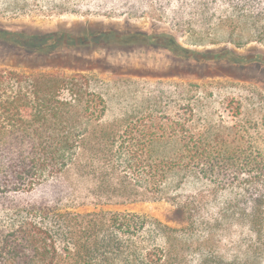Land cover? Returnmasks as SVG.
Returning a JSON list of instances; mask_svg holds the SVG:
<instances>
[{
  "label": "trees",
  "instance_id": "1",
  "mask_svg": "<svg viewBox=\"0 0 264 264\" xmlns=\"http://www.w3.org/2000/svg\"><path fill=\"white\" fill-rule=\"evenodd\" d=\"M123 1L111 0L115 3L104 8L114 15L168 17L196 33L225 29L237 41L248 32L264 43V0ZM0 39L24 42L6 32ZM167 46L185 51L173 39ZM106 109L103 95L83 75L0 68V197L31 194L69 170L93 181L98 197L107 200H166L191 175L219 188L243 180L251 200L264 197V156L251 149L244 130L233 136L196 130L192 119L179 114L105 122ZM14 206L0 218V264H261L264 259L262 210L248 218V227L259 229L256 245L227 258L210 233L172 229L135 213L80 214L37 202Z\"/></svg>",
  "mask_w": 264,
  "mask_h": 264
},
{
  "label": "rangeland",
  "instance_id": "2",
  "mask_svg": "<svg viewBox=\"0 0 264 264\" xmlns=\"http://www.w3.org/2000/svg\"><path fill=\"white\" fill-rule=\"evenodd\" d=\"M113 3L0 0V33L24 41L0 39V68L83 75L105 98V122L179 114L192 119L196 130L233 136L242 129L251 149L264 156V43L248 32L238 41L225 29L196 33L153 14L114 15L104 8ZM29 39L36 45L26 43ZM170 39L185 51H173ZM98 195L93 181L69 170L31 194L0 197V218L17 203L35 202L80 214L135 213L172 229L210 233L213 246L231 258L256 245L254 230L259 229H250L248 218L264 212V197L251 200L243 180L219 188L191 175L175 196L162 201Z\"/></svg>",
  "mask_w": 264,
  "mask_h": 264
}]
</instances>
